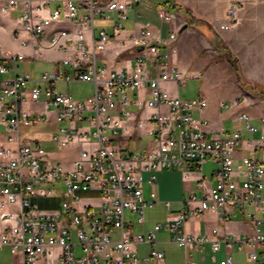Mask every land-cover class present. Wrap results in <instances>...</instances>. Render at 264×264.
Instances as JSON below:
<instances>
[{
	"label": "built area",
	"instance_id": "1",
	"mask_svg": "<svg viewBox=\"0 0 264 264\" xmlns=\"http://www.w3.org/2000/svg\"><path fill=\"white\" fill-rule=\"evenodd\" d=\"M0 1L3 15L18 12L24 23V33L12 31L19 51L7 53L0 45V246L15 258L12 264H164V253L157 247L162 229L185 257L189 251L201 252L210 241L214 253L221 244L224 247L219 264H232L233 247L247 262L264 264V155L256 157L264 148V118L259 139L243 141L240 132L213 129L195 114L207 108L202 95L181 101L162 90V83L185 84L162 51L177 34L165 39L144 27L121 36L126 13L140 0ZM243 8V1L230 0L219 30L234 27ZM157 9L163 22L174 19V14ZM112 15L120 22L110 33L96 32L95 21ZM63 19H72L70 32L51 34L49 44L51 52L60 54L50 60L56 66L37 77L18 72L19 63L43 59L41 26ZM53 38H61V46L52 47ZM111 44L119 54L134 53L132 70H108L98 64L99 55ZM71 82L92 83L93 94L79 101L68 92L59 93L57 84ZM220 107L229 105L222 102ZM132 108L149 113L135 119ZM237 119L255 135L245 113ZM62 123L67 126L50 132L48 141L60 150L76 145L67 162L51 159L40 141L21 133V125ZM138 129L145 133L135 141L147 137L143 151L129 153L116 144ZM238 151L250 154L237 158ZM206 162L215 165L213 183L205 187L199 182L200 197L189 193L181 211L165 223L147 233L133 232L134 224L126 221L125 213L137 214L136 224L144 222L145 210L157 201L156 192L146 197L144 187L156 184L157 172L175 168L186 177L191 168L201 170ZM34 199L59 203L57 208H41ZM165 207L169 209L168 202ZM208 213H215L222 226L240 218L248 230L221 234L213 228L211 239L184 231L188 219ZM139 245L149 247L145 256L138 255Z\"/></svg>",
	"mask_w": 264,
	"mask_h": 264
},
{
	"label": "crops",
	"instance_id": "2",
	"mask_svg": "<svg viewBox=\"0 0 264 264\" xmlns=\"http://www.w3.org/2000/svg\"><path fill=\"white\" fill-rule=\"evenodd\" d=\"M229 1L230 0H219L215 4H211L209 0H140L139 3H136L135 6L130 9L134 14L132 27L123 30L121 33V36L126 34H136L144 27H147L154 33H158L165 39L170 33H176L179 43H177L176 47H174L173 44L170 46H172V52L175 53L176 57H178V55L180 56L178 58L180 65L177 66L171 60L170 56L169 58L182 73L185 84L186 79L188 80V78H197L199 76L201 77L203 73L207 74L210 61L214 59V52L221 55V51H224L227 52L229 56H233L237 59L240 82L237 81L236 74L227 61V57L220 60L219 64H221V66L218 70H220L221 73L217 74V81L227 79L224 72H222V69L225 68V65L231 67L233 74L231 82H234L237 85L235 87L234 95L231 98L233 101L232 106H229L227 109L221 108L220 103H225V101L224 99H219L215 102L209 103V105L207 104V108L201 113H195L197 116L207 120L210 127L213 129L219 127L225 129L223 124L226 119L233 117L239 112L245 113V109L240 106V100L244 102V107H249L250 111L258 112L262 110L264 112V100L261 98L264 96V0H251V2H249L240 12L239 22L229 31H215L216 29L214 30L213 28H216L218 23L222 21ZM1 5L2 1H0V6ZM158 7L163 8L165 12L174 14V19L169 23L163 22L160 18V12L157 9ZM12 14H15L13 19L11 18ZM12 14L6 16L0 12V45L7 53H13L20 50L17 43L12 39L13 29L21 28V22L18 20L19 13L13 12ZM70 26H72V24L68 20H63L59 24V27L68 29L69 31ZM107 26L109 30H111L112 25L107 24ZM164 28H166V30H164ZM211 31L216 33L220 38L219 41L222 42L224 48L218 49L214 47L213 38H211ZM181 36L183 37V40H187L189 43L188 46H183L182 39H179ZM12 46L13 48H11ZM209 47L210 49H208ZM113 48L114 45L111 44L109 45V49L99 55L98 64L102 67H106L108 70H132L134 68V53L123 52L119 54L118 50ZM168 48V46L162 48V51L168 53ZM25 53H28V51H25ZM59 57L60 54L45 51L41 61L51 63L54 68L56 65L50 62V60L58 59ZM21 64L24 65L25 72L30 69L31 64ZM149 74L150 76L154 75L153 69L150 70ZM241 84H246L250 88L245 89ZM180 86L181 85L175 84L174 82H167L162 83L160 88L167 91L171 97L178 98L179 95L177 91ZM93 90L94 87L92 89V94ZM144 91H147V89ZM202 96L205 97L204 95ZM205 98L208 101L207 97ZM131 110L135 119H144L149 113L148 111H145L140 114L136 108H132ZM54 125L55 124H41L35 127L21 125V133L24 138L31 137L40 141L43 147L57 148L53 143L48 141L49 133L56 131V129L53 130ZM22 127L24 130H22ZM144 133L145 129H138L133 133L130 139H127L126 137L119 138L118 141H116V144L129 153L141 152L146 148L147 142H145V145L142 147L138 141H135V139ZM141 137L147 140V137ZM72 146L76 151V145ZM248 154L250 153L247 151H238L236 157L240 158ZM49 155L53 160H61L59 159L58 154ZM207 165H209V167L205 169V166ZM214 169L215 165L213 163L206 162L202 165L201 170L191 168L186 177H184L183 172L179 169H163L157 172L156 184L154 186L146 185L144 187V194L148 197L150 191H155L157 194L155 205L161 204L166 211H170L172 207L175 206L174 210L166 215V221L172 218L175 213L181 211L183 207L182 203L189 193H193L196 197H200L201 191L197 185L201 180L204 181L203 183L205 187H208L213 183L212 172ZM166 202L169 203L168 210L165 207ZM126 213L134 214L130 211H126ZM136 225L139 227L138 229L133 230V232L147 233L154 227V225H156V223L145 224L144 218L142 224ZM183 228L187 234L198 236L207 235L209 239L213 238L210 234L211 229L213 228H217L221 234L226 232L239 234L248 230L247 226L240 218L227 222L223 226L219 225L215 213H208L200 217L188 219L184 223ZM170 238V233L163 229L157 234V247L164 253V264H184L185 260H191L196 264H219L224 258L223 245L221 244L220 250L214 253L211 250L212 243L210 241L203 244L201 252L189 251L187 257H185L183 249L171 242ZM170 247L177 248V250L179 249L182 255H180V257H166L165 251ZM2 248L4 247L0 246V249ZM148 249L149 247L147 245H139L137 246V253L141 257L145 256ZM9 255L13 258L12 260H15L10 253ZM212 258H214V260ZM231 260L232 264H252L247 262L243 253L238 252L235 247H233L231 252Z\"/></svg>",
	"mask_w": 264,
	"mask_h": 264
},
{
	"label": "rangeland",
	"instance_id": "3",
	"mask_svg": "<svg viewBox=\"0 0 264 264\" xmlns=\"http://www.w3.org/2000/svg\"><path fill=\"white\" fill-rule=\"evenodd\" d=\"M157 1V0H154ZM219 0H209V2L211 4H215L216 2H218ZM228 1V0H227ZM244 3V8L248 5L249 2H251V0H241ZM243 8V9H244ZM133 11L129 10L127 13L128 19L122 21V26L124 30H127L129 28L132 27V21H133ZM15 17V14L11 15V18L13 19ZM224 18V17H223ZM223 20V19H222ZM120 22V20L118 18L115 17V15H112L109 19V21H101L99 19H97L95 21V30L96 32H98L99 29H104L107 33H110V30L107 26V24H111L113 25H117ZM222 22V21H221ZM220 22V23H221ZM218 23V22H216ZM218 26H216V28L214 27L213 29L215 31L218 32H222L221 30H219V24ZM164 30H166V28H164ZM224 32V31H223ZM211 38H213V45L214 47H216L217 45L222 44V42H217V39H220L216 33L211 31ZM180 40L182 39V43L183 46H188L189 43L187 42V40H183V37L181 36L179 38ZM177 43H179L178 39L176 40L175 43H173V46L176 47ZM13 48V46L11 47ZM217 48V47H216ZM222 48L221 47H218ZM224 48V47H223ZM172 46H169L168 48V53L169 56L171 58V60L177 65H180V62L178 60V58L180 57L178 55V57H176L175 53L172 52ZM210 49V47L208 48ZM228 51V50H227ZM214 59H212L210 61V66L208 67V71L207 74H204L200 77L197 78H188V80L186 79V84L184 86H180L178 88V95H179V99L181 101H190L193 99H196L199 95H204L205 97H207L208 99V105L211 102H215L219 99H224L225 103L228 104L229 106H232L233 101L231 100V98L234 95V91H235V87L237 86L236 83L231 82L233 74H232V70H231V64L229 65H225V68L222 69V72H224L225 76L227 79H221L220 81H217V74L221 73L220 70H218V68L221 66V64H219L220 60L224 57L228 58V53L221 51V55H218L217 52H214L213 54ZM237 60V59H236ZM181 61V58H180ZM99 62V61H98ZM17 71H23L25 72V67L23 64H18L17 65ZM59 68L64 72L66 71L65 67L63 65H60ZM53 69V65L49 62L46 61H36L34 63L31 64L30 69L28 70V72H30L33 76H38L40 73L44 72V71H50ZM66 73H71L69 72V70L66 71ZM93 84L92 83H83V82H71L68 85L66 84H62L59 83L56 85L57 90L59 91V93H69L72 98L74 100H79V101H83L84 99H86L87 97L92 95V89H93ZM204 97V98H205ZM240 103L244 109H245V113L249 118V124L256 129V133L254 136H251L247 130H246V124L245 121H239L237 119V116L239 114H241V112L236 113L233 117L226 119V121L224 122L223 126L225 127V129L227 131L230 132H234V131H238L241 133L242 136V140L246 141V140H257L259 139V137L261 136V132H262V124H261V119L264 118V112L261 111H250L249 107H244V102H242V100H240ZM67 124L66 123H62L59 125H54L53 130L60 128V127H66ZM22 130L23 127H22ZM27 130V129H26ZM145 138H142L139 140L140 146H144L145 145ZM46 149V151L49 154H58L59 155V159H61L60 161L62 162H67L68 160H71L74 157V153H75V148L70 145L65 149H57V148H48V147H44ZM262 155H264V149L263 152L262 151H258L256 153V157H261ZM207 167H209V165L205 166V169H207ZM43 188H50V185H43ZM89 195H84V197H87ZM33 203H37L41 208H51V207H58V203H59V199H55L54 201L51 200H44V199H34L32 201ZM175 208L172 207V209L170 211H166L163 206H161V204H156L154 205V207L151 208H147L144 212V218H145V224H150V223H156V224H163L165 222V217L167 214L171 213V211H173ZM126 221H129L131 223L134 224V226L132 227L133 230L138 229V225L135 224L136 219H137V214H130V213H126L125 215ZM166 257H180V255H182L181 251L177 248H173L170 247L169 249H167L166 251ZM78 253V252H77ZM13 258L10 257L8 250L6 248H2L0 249V264H11L14 263L15 260H12ZM56 264V263H53Z\"/></svg>",
	"mask_w": 264,
	"mask_h": 264
},
{
	"label": "bare ground",
	"instance_id": "4",
	"mask_svg": "<svg viewBox=\"0 0 264 264\" xmlns=\"http://www.w3.org/2000/svg\"><path fill=\"white\" fill-rule=\"evenodd\" d=\"M68 20L72 24V19H63ZM62 21L54 22L50 26H41V37H40V54L43 56L45 51H50L49 44H51V34L70 32L68 29L59 27V24ZM15 33H24V23H21L20 29H14ZM61 46V38L52 39V47Z\"/></svg>",
	"mask_w": 264,
	"mask_h": 264
},
{
	"label": "trees",
	"instance_id": "5",
	"mask_svg": "<svg viewBox=\"0 0 264 264\" xmlns=\"http://www.w3.org/2000/svg\"><path fill=\"white\" fill-rule=\"evenodd\" d=\"M217 42L220 43L219 39H217ZM221 46H222V48L224 47V45H222V44L217 45L216 47L218 48V47H221ZM227 61L231 64L232 69L234 70V72H235V74H236L237 81L240 82V76H239V74H238V65H237V60H236V58L233 57V56H229V55H228V60H227ZM241 85H242V87L245 88V89H249V88H250V87H249L248 85H246V84H241ZM257 95H259V94H257ZM261 98L264 100V96H262Z\"/></svg>",
	"mask_w": 264,
	"mask_h": 264
}]
</instances>
